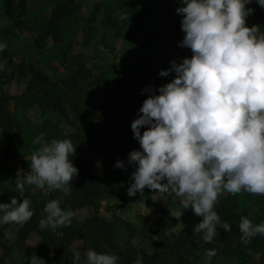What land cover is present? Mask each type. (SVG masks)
Segmentation results:
<instances>
[{"label":"clouds","instance_id":"obj_1","mask_svg":"<svg viewBox=\"0 0 264 264\" xmlns=\"http://www.w3.org/2000/svg\"><path fill=\"white\" fill-rule=\"evenodd\" d=\"M252 2L181 0L183 6L175 9L183 17L185 34L179 47L190 49L192 56L180 63L172 61L170 69L159 72L162 77L175 72L171 82L142 90L152 94L131 123L140 149L128 156V165L135 171L127 195L143 194L147 187L179 198L182 210L191 209L202 217L194 232L202 233L205 243L217 236L218 227L231 231L214 210L220 195H264V32L259 26H246V18L254 12L246 5ZM255 2L264 8V0ZM6 47L0 42V52ZM4 70L5 63H0V71ZM42 139L43 134L33 143ZM75 152L76 145L68 139L42 144L31 155L30 174L15 181L16 190L22 193L25 185L34 186L33 191L47 186L69 195L79 172L72 161ZM114 167L127 170L120 160ZM43 213L41 230L69 227L74 218L72 210L62 209L59 199L47 202ZM33 215L27 198L0 203V225L23 227ZM238 227L244 245L257 234L264 236V222L253 224L241 216ZM216 255L215 249L206 250L205 264ZM117 260L115 254L91 248L83 256L80 251L72 256V264H117ZM41 262L46 264L43 258L30 257V264Z\"/></svg>","mask_w":264,"mask_h":264},{"label":"rangeland","instance_id":"obj_2","mask_svg":"<svg viewBox=\"0 0 264 264\" xmlns=\"http://www.w3.org/2000/svg\"><path fill=\"white\" fill-rule=\"evenodd\" d=\"M66 1L27 0L26 13L21 17L19 24L9 20L2 21L6 33H0V42L7 45L5 50L11 64L7 65V59L2 56L0 63L7 65L14 78L9 83L0 82L1 114L8 119L10 126L6 127L0 121V203L10 202L12 197L18 201L27 198L36 209L34 218L40 221L45 216L43 208L47 202L53 199L61 201L66 197L60 190H50L47 186L33 191L34 186L25 185L22 193L16 190L15 181L30 174L32 153L52 139H68L76 145L73 136L80 129L76 108L87 117L93 118L96 128L105 126L108 119L114 120L119 130L112 134L108 145L121 147L120 161L124 162L127 170L115 167L110 172H104L101 154L91 151L86 156V161L102 174L110 188L108 194L95 200L93 204L75 208L73 221L82 224L94 213L106 221L120 217L131 222L137 232L132 237H127L123 234V231L126 233L125 228H118L115 241L119 245L129 241L138 247L143 252L139 258L141 264H176L171 258L164 256V250L157 243L144 237L138 229L145 222L172 217L176 226L167 231L168 235L177 234L184 227H188L196 236L197 243L202 246L205 243L203 234L194 232V226L200 222L198 216L191 209L182 210L179 198L158 193L157 190L147 187L143 194L137 192L135 196H128L130 176L135 168L127 164L126 153L132 149H140L139 142L134 139L131 123L138 117V110L143 101L152 94L142 90L148 87L155 90L171 82L175 72H170L164 77L160 76L159 72L170 69L172 61L180 63L183 58L192 56L190 49L179 47L185 34L181 30L183 17L177 14L175 9L183 6L181 0H144L145 17H163V28L170 33L161 41L145 40L142 31L132 39L118 37L112 40L103 35L100 23L102 14L94 10L97 6L112 4L114 0H74L76 13L62 24V42L53 44L52 38L48 36L45 47L40 50L39 44L43 38L38 31L39 25L45 18L51 17L59 4ZM141 5L139 2L138 6ZM166 9L170 10V13H164ZM259 10L264 18V8L260 7ZM114 14L121 20L129 18L118 9ZM145 17L143 16V20ZM246 26L252 27L249 17L246 18ZM148 27L146 24L145 28ZM77 57H80L91 74L75 84L72 78L75 75L76 62L79 60ZM26 64L38 66L49 80L60 83L61 92L66 94V115L63 116L54 110L41 111L37 105L23 108L19 104L20 96L25 92L26 83L30 78L29 75L20 73L19 66ZM63 81L70 82V87L63 84ZM155 94L158 95L159 92L155 91ZM45 123L56 127L61 136H53L50 132L51 135L46 138L47 134L44 135L41 130ZM146 127L141 128V134ZM41 134V142L33 143ZM105 147L106 145L101 152H104ZM229 196V193L224 192L218 201ZM230 201H233L236 213H243L253 224L264 221V195L241 192L233 195V200ZM182 211L180 218L174 217ZM51 231L62 235L58 228ZM23 233L14 223L0 225V264H30L32 255L43 258L45 262L56 257L52 249L43 253L36 252L38 248L35 246L41 243V239L35 231H29L26 235ZM83 233L85 238L77 237L69 245L72 252L80 251L82 256L88 249L86 230H83ZM209 244L217 253L211 264H239L236 242H224L217 235ZM206 250L208 249L197 250L194 257L190 258L191 264H205ZM50 252L53 255L50 256ZM258 259L259 255L254 254L248 264ZM137 261L134 264H137Z\"/></svg>","mask_w":264,"mask_h":264},{"label":"trees","instance_id":"obj_3","mask_svg":"<svg viewBox=\"0 0 264 264\" xmlns=\"http://www.w3.org/2000/svg\"><path fill=\"white\" fill-rule=\"evenodd\" d=\"M142 5L139 7L138 3ZM146 2L144 0H114L112 4L106 6H97L94 11L100 12L102 18L100 20L103 35L115 40L118 37L124 39H132L133 36L140 31L143 32L145 40L147 41H161L167 38L170 33L163 28V17L158 16L153 19L152 17H145L143 14ZM27 0H0V33L3 35L6 33L2 21L9 20L17 24L20 23L21 17L26 13ZM246 7H251L254 12L248 17L252 20V26L256 25L260 27V31L264 32V18L260 15L259 5L253 0V2ZM120 10L125 13L129 18L120 19L115 15V10ZM93 11V13H94ZM164 13H170V10L166 9ZM76 13V5L74 0H67L66 2L59 4L53 11V14L49 18H45L38 27V31L42 36V42L39 44V49L45 47L46 38L49 36L52 38L53 44H58L63 40L62 24L69 17H72ZM143 16L145 20H143ZM148 24V29L145 25ZM176 28L173 29L175 32ZM173 32V33H174ZM0 56L7 59V65L11 64L8 52L4 50L0 52ZM76 62L75 75L72 78L73 82H82L88 78L91 74L90 70L84 64L82 60ZM1 71L0 82L9 83L13 80L14 74L7 69ZM19 71L22 75H29L30 78L26 83V90L20 96L19 104L23 108L37 105L41 111L54 110L61 115H66V107L64 104V92H61L59 82H53L41 71V69L33 64H26L19 66ZM72 82V83H73ZM73 83V84H74ZM63 84L70 87V82ZM69 95V99H70ZM76 108V107H75ZM77 119L79 121V132L73 136L76 143V152L72 158L73 164L79 169L78 176L72 181L73 190L66 198L61 200V207L65 210H74L77 207H83L85 205L93 204L95 200L108 194L110 186H108L102 174L88 164L86 156L91 152L101 154V166L104 172H110L115 169L114 165L117 160H121L122 149L119 145L110 146L112 134L119 130L114 120L108 119L107 124L103 127L96 128L93 123V118L87 117L83 112H80L76 108ZM0 121L3 122L6 127L8 125V119L1 114L0 105ZM46 138L53 133V136H61V133L56 127H51L45 123L41 128ZM106 145L104 152H101L102 148ZM126 153V162L128 164V156L131 151ZM130 166V165H129ZM229 198L220 200L216 203L214 210L219 214L222 222H227L231 226V231L225 232L223 229H217V235L224 242H236L237 256L239 264H248L251 256L254 254L259 255L258 261L252 264H264V236L259 234L255 235L251 242L244 245L240 241L241 232L239 230V222L243 213H236L233 201V195L229 193ZM34 214L36 209L34 204H31ZM245 217V216H244ZM199 221L202 217H197ZM264 222L260 221L259 223ZM257 223V224H259ZM176 222L172 217H166L165 219H159L156 221H149L142 224L138 229L144 237L149 240H153L164 250V256L171 258L176 264H191L190 258L194 257V254L200 248L213 249V246L209 243H204L200 246L196 241V236L193 231L184 227L177 234H167V231L174 229ZM124 227L126 233L123 234L127 237H132L137 232L136 228L131 222L125 221L120 217H115L113 220L106 221L101 220L97 214L91 215L82 224H77L72 220L69 227H59L58 230L62 235L53 233L48 228L41 230L39 227V220L34 216L24 224L21 230L26 235L29 231H35L40 239L41 243L36 245L38 248L36 252L43 253L48 249H52L56 253V257L47 260L46 264H72V256L74 252L69 249L70 243L77 237L85 238L83 230L87 232L86 245L91 249H94L99 253L115 254L118 257L117 264H134L139 258H141L143 252L129 241L119 245L116 243L117 229ZM56 262L54 263L53 262Z\"/></svg>","mask_w":264,"mask_h":264}]
</instances>
